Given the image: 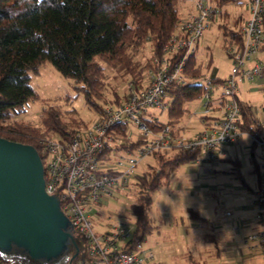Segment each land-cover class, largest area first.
Instances as JSON below:
<instances>
[{"label": "built area", "instance_id": "obj_1", "mask_svg": "<svg viewBox=\"0 0 264 264\" xmlns=\"http://www.w3.org/2000/svg\"><path fill=\"white\" fill-rule=\"evenodd\" d=\"M243 2L249 15L240 29L242 44L232 43L226 49L233 59L230 73L195 79L203 88L198 99L204 107L200 115L203 128L195 135L169 124L155 128L159 117L153 109L168 111L171 84L188 81L186 59L196 51L209 20L218 13L205 0H197L196 11L179 21L177 32L164 46L163 55L154 57L141 85L130 79L120 103L105 104L92 124L79 128L69 139L53 136L45 140V190L59 199L69 231L78 239L88 264H151L154 260L151 248L143 241H133L136 222L129 228L123 215L108 213L101 217L100 203L132 182L141 160L156 151L181 150L195 155L192 162L215 166L228 156V146L241 142L246 134L251 146L259 148V180L255 197L247 204L256 208V227L244 241L249 250H261L264 255V105L256 107L240 96L244 82L259 80L257 90L264 95V0ZM181 51L184 54L175 60L174 55ZM244 103L252 107L253 120L259 127L256 132L242 128ZM130 126L139 132L137 138ZM138 140L140 146L126 147ZM126 151L132 155H123ZM225 215L231 218L233 213ZM242 224H234V231L239 232Z\"/></svg>", "mask_w": 264, "mask_h": 264}, {"label": "trees", "instance_id": "obj_2", "mask_svg": "<svg viewBox=\"0 0 264 264\" xmlns=\"http://www.w3.org/2000/svg\"><path fill=\"white\" fill-rule=\"evenodd\" d=\"M228 1L213 0L218 5ZM178 3L179 0H0V136L33 145L45 161L48 137L69 139L87 124L76 117L66 118L54 105L45 108L40 124L15 120L14 116L24 112L26 104L38 95L31 84L32 74L50 61L64 76L79 83L88 105L97 112L108 102L120 103L125 95L120 93L118 82L130 78L141 85L154 57L163 55L164 46L177 32L182 18ZM240 29L226 31L230 36L224 41L226 49L232 43L242 44ZM148 43L152 54L142 60L139 55ZM196 52L186 59L184 73L188 81L174 82L168 89L172 104L167 119L158 118L155 128L169 124L179 130L180 121L189 112L185 104L202 93L203 88L195 81L203 73ZM183 54L184 51L176 53L174 59ZM106 66L115 73L110 76ZM242 106V128L256 132L259 127L253 120L250 103ZM140 145L138 140L126 147ZM153 156L152 168L134 178L131 213L137 226L135 242L143 241L155 228L150 215L153 191L168 184L173 173L195 157L181 150L156 151ZM234 163L238 166V159ZM191 210V216L200 217ZM0 264L76 263L71 261L68 250L51 260H35L23 248L13 246L8 251L0 249Z\"/></svg>", "mask_w": 264, "mask_h": 264}, {"label": "rangeland", "instance_id": "obj_3", "mask_svg": "<svg viewBox=\"0 0 264 264\" xmlns=\"http://www.w3.org/2000/svg\"><path fill=\"white\" fill-rule=\"evenodd\" d=\"M205 1L214 5L218 13L209 20L199 39L196 57L202 64L204 77H226L233 64L224 47L225 39L230 38L226 31L239 30L249 15V9L243 0H229L220 5L213 0ZM196 2L179 0L181 19L196 11ZM150 54L152 49L148 43L139 58L145 60ZM106 72L110 76L115 73L107 66ZM129 81L130 78L118 82L123 95ZM31 84L38 95L26 104L24 112L14 116L15 120L40 124L43 111L51 105L59 107L66 118L76 117L87 125L97 119L98 112L88 105L79 83L64 76L52 62L46 61L39 72L32 74ZM254 86L253 82H244L240 96L261 108L264 95L252 90ZM185 106L189 112L179 124L189 128L185 132L191 136L203 128L200 115L204 107L199 99L188 101ZM153 111L161 120L167 119V110ZM262 113H259L260 117ZM130 128L137 138L139 132L133 126ZM123 155L132 153L126 151ZM235 159H238V166ZM258 160L259 148L251 146L250 137L246 134L241 142L228 146V156L215 166L208 162L184 163L173 173L168 184L154 190L150 215L155 228L143 240L144 245L154 252L152 263L264 264L262 251L249 250L244 241L247 233L256 227V208L247 204L255 197L254 190L259 180ZM154 164L153 155L146 157L136 166L135 174L151 169ZM213 167L215 170L212 172ZM134 180L132 177V182L124 189L116 190L113 196L100 203L102 218L108 213L123 215L129 222V228L136 222L131 213V205L135 201ZM191 209L200 217H191ZM226 212H233L236 220L245 221L239 232H234V221L226 218ZM97 228H101L100 224Z\"/></svg>", "mask_w": 264, "mask_h": 264}, {"label": "water", "instance_id": "obj_4", "mask_svg": "<svg viewBox=\"0 0 264 264\" xmlns=\"http://www.w3.org/2000/svg\"><path fill=\"white\" fill-rule=\"evenodd\" d=\"M72 242L59 199L45 190L36 147L0 136V249L17 246L32 259L51 260Z\"/></svg>", "mask_w": 264, "mask_h": 264}, {"label": "flooded vegetation", "instance_id": "obj_5", "mask_svg": "<svg viewBox=\"0 0 264 264\" xmlns=\"http://www.w3.org/2000/svg\"><path fill=\"white\" fill-rule=\"evenodd\" d=\"M74 242L70 243L68 253L71 254V261H75L76 264H88V258L82 246L78 243L77 238L74 237Z\"/></svg>", "mask_w": 264, "mask_h": 264}, {"label": "crops", "instance_id": "obj_6", "mask_svg": "<svg viewBox=\"0 0 264 264\" xmlns=\"http://www.w3.org/2000/svg\"><path fill=\"white\" fill-rule=\"evenodd\" d=\"M261 80H259L258 82H260ZM258 82H254L255 83V85L256 86H254L253 88H251L252 90H257V87H258ZM258 91V90H257ZM196 99H198V98H196ZM244 100H248L249 101V99H244ZM252 102V101H251ZM185 129H189V128H186L184 125H182L181 126V128L179 129V131H182V132H184L185 134H186V132H185ZM191 129V128H190ZM198 132V131H197ZM196 132V133H197ZM196 133H194V134H192V135H195ZM226 158V157H225ZM224 159V158H223ZM191 212H192V210H191ZM192 213H194V212H192ZM191 213V214H192ZM233 213V212H232ZM191 214H190V216H191ZM226 216V215H225ZM191 217H193V216H191ZM226 218L227 219H229V220H233L234 221V224H236V223H238V222H240V221H243V224L241 225V227L243 226V225H245V221L242 219V220H236V216H235V214L233 213V215H232V217L230 218V217H227L226 216ZM234 226V225H233ZM240 227V228H241ZM234 230V229H233ZM235 232V231H234ZM237 233V232H236ZM151 264H154V263H151Z\"/></svg>", "mask_w": 264, "mask_h": 264}]
</instances>
